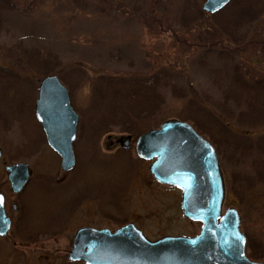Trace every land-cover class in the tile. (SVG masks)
Instances as JSON below:
<instances>
[{
    "label": "rangeland",
    "instance_id": "374dc122",
    "mask_svg": "<svg viewBox=\"0 0 264 264\" xmlns=\"http://www.w3.org/2000/svg\"><path fill=\"white\" fill-rule=\"evenodd\" d=\"M205 2L0 0V191L12 218L9 234L0 236V264H86L69 259L75 232L83 226L115 230L134 222L151 239L198 233L201 223L183 217L180 189L159 183L149 171L152 160L139 158L134 143L129 149L115 143L123 135L136 142L163 121L185 120L184 115L224 155L223 211H240L248 255L264 261V183L256 178L260 170L264 175V125L254 126L257 115L251 117L239 103L253 98L264 104L263 85L253 83L264 76V43L226 57L232 63L224 60L226 53L217 57L223 45L213 44L221 39L213 22L220 16L208 14ZM242 6L249 13L264 11V0H240L224 19ZM249 16L244 25L229 20L228 28H241L242 36L252 24L247 39L251 33L264 38V12L253 22ZM235 67L255 90L226 80ZM51 74L68 88L80 115L76 166L68 172L35 117L40 83ZM185 86L214 113H187L186 101L176 96ZM134 89L143 91L132 94L130 103ZM142 102L157 105L160 114L125 111L129 103ZM228 128L246 136L229 138ZM18 161L30 165L31 178L16 194L6 166ZM249 175L255 183L246 185L241 180Z\"/></svg>",
    "mask_w": 264,
    "mask_h": 264
},
{
    "label": "water",
    "instance_id": "95a60500",
    "mask_svg": "<svg viewBox=\"0 0 264 264\" xmlns=\"http://www.w3.org/2000/svg\"><path fill=\"white\" fill-rule=\"evenodd\" d=\"M230 1L206 0L203 8L216 13ZM35 113L49 145L62 158V169H72L79 115L71 105L67 87L57 75L42 80ZM116 141L123 148L132 146L131 135H123ZM136 152L140 158L154 159L149 170L159 182L181 188L183 215L203 222L200 233L152 240L131 222L115 231L81 227L74 236L71 260L87 264H264L247 256V238L241 230L239 211L230 207L223 215L226 186L217 151L190 123L165 120L159 128L138 137ZM1 155L0 148V158ZM7 170L13 192H20L28 183L29 165L16 162L7 166ZM0 197L3 198L0 235L4 236L11 219L5 212L4 194L0 193Z\"/></svg>",
    "mask_w": 264,
    "mask_h": 264
},
{
    "label": "trees",
    "instance_id": "16d2710c",
    "mask_svg": "<svg viewBox=\"0 0 264 264\" xmlns=\"http://www.w3.org/2000/svg\"><path fill=\"white\" fill-rule=\"evenodd\" d=\"M239 1L240 0H233L226 8H224L222 11H220L218 13V16H220V17H218L217 15L214 14V19H216L218 17V19L214 20V22H213V24L215 26V29H216L215 30V35L217 37L220 36L221 39H219V40L217 39L213 44L214 45L215 44L223 45V47H222L223 50L222 49L220 50V52L218 53L217 57L220 56L219 58L222 59L223 55L226 53L225 57H224L225 58L224 60H226V57H229V56H231L233 58V56H235L237 52H239V51L241 52V50L242 51L247 50L248 45H256L257 44L256 46H259L260 44L264 43V38L261 35H254L253 33H251V38L247 39V36L250 33V29H252L251 28L252 24L250 26H248L247 29H245L246 31L244 30L242 36L239 35L241 28L239 30H234V29H229L228 28L229 27L228 26L229 25L228 24L229 20L232 21V24H236V25L237 24H243L244 25L245 24V15L246 14H248V15L250 14V16H249L250 18L249 19L251 21L252 20L254 21V20L257 19V17H256L257 15H261V13L264 12V11H260V9H257V11H253V12L249 13V12H247L245 10V7L242 6L237 11H233L227 18L224 19L225 13L229 12L228 10H230V11L233 10V6L235 4H237ZM254 10H256V9H254ZM238 13L241 14V16L240 15L238 16L237 15ZM235 15H237L238 17H235V18L233 17V19H232L231 16H235ZM249 19H248V21H250ZM246 21H247V19H246ZM238 36H240V38ZM226 41H228L231 44L224 45L222 43V42H226ZM240 45H242V46H240ZM231 57L229 58V60H226V61H230L232 63V61L230 60ZM236 65H238V64L236 63ZM234 69H235V72H232V75L234 77L233 78L226 77V80H228V79L229 80H233V83L236 84L239 87V89H245L246 90L249 87V90H253L254 88L252 89L250 87L251 86L249 84L250 81L246 80V78L245 79L243 78V75H242L243 72L241 71V69L238 68V67H235ZM229 72H227V73L230 74ZM250 75H253V71H250ZM259 77L260 78L257 81L253 82V83H254L255 86L257 85L256 86L257 88L260 87V86L262 87V85H263L262 88L264 89V76H259ZM144 82L145 81H140V86L141 87H143V84H145ZM138 90L142 94L143 90H141V89H138ZM138 90L134 89V90L129 92L131 95L130 96L128 95L127 99H129V101H131L130 103H132V101H134V98H135L134 95L137 94ZM177 92L179 93V95L178 94L176 95L177 98L180 99V100L184 99L186 101L185 104L187 103V105H188L187 106V109H188L187 113H188L189 109H192L193 111L194 110L203 111L204 113L207 114L206 116L214 113L213 108H210L209 106L205 105V103L207 101L202 102V101H200L198 99V97L196 95H194V92L191 91L190 86H187V87L185 86L183 88H180V89H178ZM250 92H252V91H249V93ZM132 94H134V95H132ZM207 97H209L208 100H210L212 98L211 95H208ZM154 98H157V97H154ZM154 100L156 102H158L159 99H154ZM130 103H129L128 106H125V111L127 110L128 114H130L131 111L135 112L137 110H138L139 113H141L142 111H145L143 113L151 112L155 116L160 114V113H158L159 108H157L156 107L157 105H155V104H152L150 106L148 104L145 105V103H143V102L142 103H138V104H134V105H131ZM239 103H241L240 104V106H241L240 109L242 108V106H243V108L245 107L244 111L247 112V113H250L251 117L254 116V115H257V117L253 118V124H255L254 126H256V124L264 125V104L263 103H258L257 100H255L253 98H250V99L248 98L247 101L246 100H244V101L241 100ZM144 107H145V109H144ZM140 109H142V110H140ZM183 117H184L185 120H193L192 117L189 118L188 115L187 116L184 115ZM192 124L201 134H204V128L201 127L200 124H198V123L196 124V122H192ZM223 127H227V126L223 125ZM227 132L229 134V138L235 137V136H241V137L246 136V132H245V134L243 132L238 133V132L232 131L231 128L230 129L228 128ZM212 143H214V142H212ZM216 149H217L218 153H220V151L218 150V147ZM254 151H259V149L255 148ZM221 158L223 160H225L224 159V155H223V157L221 155ZM231 158H232L231 162H233V160L235 159L234 153L231 154ZM229 161H230V154H229ZM262 161L264 162V159L260 160V162H262ZM261 172H262V170H260V172L257 173V177L256 178L260 179L261 184H262V183H264V175L262 176ZM235 174H237L236 171L234 173L233 172L231 173L233 179L235 178ZM241 181L244 184L246 183V185L255 183L254 182V178L252 176H250V175H249L248 178L243 179ZM257 182H259V181H257ZM257 185H259V184H256V186ZM231 190L233 192L236 191L234 184H233V186H231ZM251 258L259 260L260 256L259 255H254Z\"/></svg>",
    "mask_w": 264,
    "mask_h": 264
},
{
    "label": "flooded vegetation",
    "instance_id": "af4514ba",
    "mask_svg": "<svg viewBox=\"0 0 264 264\" xmlns=\"http://www.w3.org/2000/svg\"><path fill=\"white\" fill-rule=\"evenodd\" d=\"M16 205L17 209L15 211H18L19 209V205L17 204H14L12 205V208L14 209V206ZM5 211H6V214L8 215V201H7V197H6V201H5ZM11 223H12V218H11Z\"/></svg>",
    "mask_w": 264,
    "mask_h": 264
},
{
    "label": "snow or ice",
    "instance_id": "6c2138e0",
    "mask_svg": "<svg viewBox=\"0 0 264 264\" xmlns=\"http://www.w3.org/2000/svg\"><path fill=\"white\" fill-rule=\"evenodd\" d=\"M2 202H3V198H2V197H0V204H2Z\"/></svg>",
    "mask_w": 264,
    "mask_h": 264
}]
</instances>
